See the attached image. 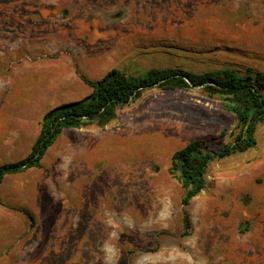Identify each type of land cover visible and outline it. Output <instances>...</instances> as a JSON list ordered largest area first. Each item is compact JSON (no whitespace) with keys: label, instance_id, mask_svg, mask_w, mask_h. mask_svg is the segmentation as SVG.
I'll use <instances>...</instances> for the list:
<instances>
[{"label":"rangeland","instance_id":"374dc122","mask_svg":"<svg viewBox=\"0 0 264 264\" xmlns=\"http://www.w3.org/2000/svg\"><path fill=\"white\" fill-rule=\"evenodd\" d=\"M114 69L264 76V0H0V166L92 93L81 75ZM239 132L203 87L149 89L106 127L63 132L0 185V264H264V123L189 206L170 172L190 143L219 153Z\"/></svg>","mask_w":264,"mask_h":264},{"label":"trees","instance_id":"16d2710c","mask_svg":"<svg viewBox=\"0 0 264 264\" xmlns=\"http://www.w3.org/2000/svg\"><path fill=\"white\" fill-rule=\"evenodd\" d=\"M81 79L92 93L46 113L29 155L21 161L0 166V185L7 176L42 168L48 150L63 132L106 127L116 120L121 108L140 98L146 90L156 87L165 90L203 87L208 97H218L222 101L224 110L236 117L240 129L234 143L223 147L219 153L208 151L202 142L194 141L173 155L170 172L185 191V206L206 190L207 172L212 162L245 153L257 146V126L264 123L263 74L254 76L249 72L242 77L230 69L204 74L180 69H151L135 75L114 69L99 81H90L84 75ZM184 227L186 235H189L191 221L187 214Z\"/></svg>","mask_w":264,"mask_h":264}]
</instances>
